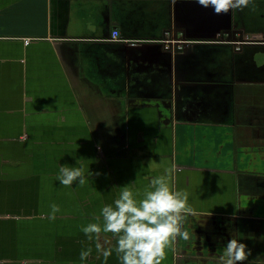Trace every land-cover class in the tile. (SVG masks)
<instances>
[{
	"label": "crops",
	"instance_id": "crops-1",
	"mask_svg": "<svg viewBox=\"0 0 264 264\" xmlns=\"http://www.w3.org/2000/svg\"><path fill=\"white\" fill-rule=\"evenodd\" d=\"M64 163L92 175L60 184ZM161 175L192 209L161 264H220L231 236L264 264V0H0V264H81L87 247L85 264H121L104 260L115 234L81 228Z\"/></svg>",
	"mask_w": 264,
	"mask_h": 264
},
{
	"label": "clouds",
	"instance_id": "clouds-1",
	"mask_svg": "<svg viewBox=\"0 0 264 264\" xmlns=\"http://www.w3.org/2000/svg\"><path fill=\"white\" fill-rule=\"evenodd\" d=\"M204 6H211L217 14L227 13L230 8L246 6L250 0H197ZM92 175L86 173L84 167L64 163L58 165L55 180L60 184L72 186L73 182L84 184ZM103 223L90 222L81 230L88 239H93L94 233L112 232L117 236L113 248L105 249L104 260L113 250L119 254L121 264H161L176 236L187 238V231L181 230L185 214L192 211L188 203V193L182 189L170 186L164 176L153 177L141 192L140 189L125 183L120 186L118 195L111 203L100 208ZM60 212V206L51 204L49 219H55ZM97 248L100 245L97 244ZM90 247L80 251L81 264H85L90 254ZM250 253L243 239L231 236L220 250V264H243Z\"/></svg>",
	"mask_w": 264,
	"mask_h": 264
},
{
	"label": "built area",
	"instance_id": "built-area-1",
	"mask_svg": "<svg viewBox=\"0 0 264 264\" xmlns=\"http://www.w3.org/2000/svg\"><path fill=\"white\" fill-rule=\"evenodd\" d=\"M109 40L115 42H122L129 47L138 46L139 44L142 43V41H144V40H137V39L133 40V39L123 38L117 29H113L111 31ZM29 41L30 40L28 39L24 40L25 43ZM159 42L162 44L165 50H168L175 55L184 53L186 48L188 47V44H190L189 41L184 39L182 36H177V35L173 36L171 35L170 32H165L164 38H162ZM211 42L229 44L233 47V50L236 52L240 51L244 45L253 43V41L250 38H248V36H245L244 38H242L241 36L239 37L236 36L234 38H230V37L226 38L223 36H218Z\"/></svg>",
	"mask_w": 264,
	"mask_h": 264
}]
</instances>
